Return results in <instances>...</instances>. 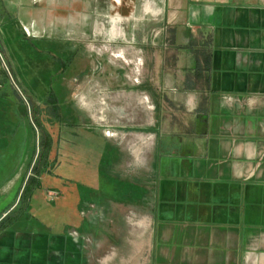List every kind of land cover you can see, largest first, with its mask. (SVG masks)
<instances>
[{
	"label": "crops",
	"instance_id": "crops-1",
	"mask_svg": "<svg viewBox=\"0 0 264 264\" xmlns=\"http://www.w3.org/2000/svg\"><path fill=\"white\" fill-rule=\"evenodd\" d=\"M49 1L68 6L72 40L108 41L133 75L144 67L130 101L175 116L164 136L179 160L152 176L154 157L150 223L103 211L80 230L11 220L21 165L0 185V264H264V0Z\"/></svg>",
	"mask_w": 264,
	"mask_h": 264
},
{
	"label": "rangeland",
	"instance_id": "rangeland-1",
	"mask_svg": "<svg viewBox=\"0 0 264 264\" xmlns=\"http://www.w3.org/2000/svg\"><path fill=\"white\" fill-rule=\"evenodd\" d=\"M60 15L68 6L0 0V185L21 165L25 175L4 202L20 204L11 220L26 215L40 229L80 230L104 211L108 223H150L154 157L152 176L179 160L164 136L175 116L157 113L165 104L151 97L130 101L145 95L132 93L148 85L144 67L133 75L108 41L72 40Z\"/></svg>",
	"mask_w": 264,
	"mask_h": 264
},
{
	"label": "trees",
	"instance_id": "trees-1",
	"mask_svg": "<svg viewBox=\"0 0 264 264\" xmlns=\"http://www.w3.org/2000/svg\"><path fill=\"white\" fill-rule=\"evenodd\" d=\"M35 170V167L33 168V170L32 171H34ZM29 180H30V178H29Z\"/></svg>",
	"mask_w": 264,
	"mask_h": 264
}]
</instances>
